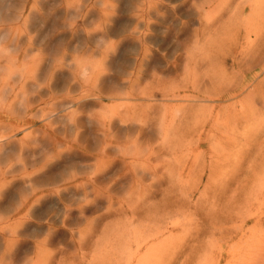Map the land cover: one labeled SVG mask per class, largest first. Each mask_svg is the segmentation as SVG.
<instances>
[{
    "label": "rangeland",
    "instance_id": "374dc122",
    "mask_svg": "<svg viewBox=\"0 0 264 264\" xmlns=\"http://www.w3.org/2000/svg\"><path fill=\"white\" fill-rule=\"evenodd\" d=\"M231 1L0 0V63L11 66L0 72V264L110 263V247L116 253L130 238L121 200L134 187L156 207L163 196L188 208L162 236L176 241L174 264H201L235 242L222 232L238 224L240 186L252 183L228 178L231 170L224 181L208 180L203 166L217 163V109L264 67L212 101L201 86L211 61L192 58L208 37L205 12L224 22ZM239 1L247 17L248 1ZM255 136L248 157L259 163L264 134ZM137 148L144 159L130 163ZM157 217L143 211L139 219L154 225ZM139 219L129 225L133 236L148 228Z\"/></svg>",
    "mask_w": 264,
    "mask_h": 264
},
{
    "label": "bare ground",
    "instance_id": "6f19581e",
    "mask_svg": "<svg viewBox=\"0 0 264 264\" xmlns=\"http://www.w3.org/2000/svg\"><path fill=\"white\" fill-rule=\"evenodd\" d=\"M247 1V5L250 8L247 17L243 16L246 12V5L242 1L236 2V0L231 1L233 2L231 14L229 11V15L227 14L228 17L224 22H221L224 15L211 17L207 15V11L205 12L206 19L210 23L208 26V37L203 35V42L198 40L197 46V52L201 53L203 57H195L197 53L194 52L192 53V58H195V60L198 58L199 62L206 60V65H210L208 60L211 61L212 69L207 73V77L202 79L201 83V86H204L205 89L204 98L208 100H221L222 96L233 92L242 85L245 74L255 71L259 67H264V0ZM241 32L244 33L242 36L243 41L239 42ZM234 38L237 41L229 44L230 40ZM7 68L11 69V66H6V63H0V72ZM263 71L257 76V81L249 83L240 93L231 96L228 99V103L221 105L218 109L216 104L205 105L203 108L205 114L200 122V132L202 133L204 130L206 123L212 116V112L217 109L212 126L217 127L220 133L216 144L218 151L217 163L214 164L212 162L208 166L206 164L203 166L205 172L206 170L209 171L207 174L208 180H218L217 176L221 174L223 176L219 180L224 181L226 172L231 170L233 172L228 178L231 179L238 174L239 178L242 176L245 178V182L249 184L251 182L252 184L250 186L247 185V188H244L243 184H241L240 194L243 195L241 206L233 214L234 218H239L237 219L238 224H234L233 229L223 230L222 232V236L230 237L232 240L236 238L233 240L235 242L232 243L230 240L231 243L229 242V248L226 251L220 246L222 249L219 252L220 255L216 258H214L215 256H209L208 260L201 264H220L221 258L225 254L226 264H264V258H262L264 253H261V249L264 248V231H262L264 226V198H262L263 185L261 186L264 183V159L257 163L248 157V150L253 147L248 143L250 137L253 138L252 136L256 135L255 137H257L258 134H264V118L260 117L264 115ZM261 75H263L262 78H260ZM3 79L2 77L1 80ZM192 81L195 84L193 86L194 89L197 86L200 87L197 78L193 77ZM3 83L1 84L4 85ZM152 96L156 99L159 96L162 98L163 93L160 94L158 91ZM175 96L177 95L175 94ZM198 107L200 108V106ZM145 111L139 115V120ZM185 117L188 119L187 115ZM253 120L254 123L258 124H256L253 133L247 134L245 137L246 129L251 130L250 125ZM244 123H246V127H243ZM183 135V138H185V134ZM260 144L264 145V139ZM245 148L248 149L245 150ZM153 153H155V158L158 157L159 159L160 154L155 152V147H153ZM129 156L131 157L130 163L144 159L141 157L140 149L138 148L131 154L129 153ZM241 171L242 173H238ZM261 174H263L262 177ZM260 178L263 179V182L259 180ZM147 195V191L134 187L121 200L123 216L127 219L123 223L121 231L123 235H128L130 238L125 243H122L121 250L116 253L115 246L110 247V251L104 256V260H109L110 263L105 264H165L166 262L174 264L176 261L177 255L174 254H176L177 250L171 248L176 243L175 239L170 237L166 240L162 236L170 232L175 226H179V221H170V219L179 215L185 217L186 212L184 211L188 208H179L180 206L178 205L173 208L167 204H174V201H169L168 198L163 196L158 200L160 206L156 207L153 202H148ZM143 211L158 215L154 225L147 224L151 223L148 220L151 217L150 215L148 219H139ZM235 213L237 214L235 215ZM135 219H139L138 221L141 223H146L148 228L142 229V234L133 236L129 225ZM251 223L252 226L248 228L247 225ZM110 244L114 245L111 241ZM169 249L173 250V255L168 256ZM99 254L100 252L96 253L95 256Z\"/></svg>",
    "mask_w": 264,
    "mask_h": 264
}]
</instances>
